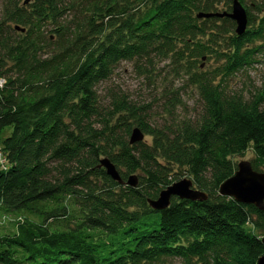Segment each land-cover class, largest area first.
I'll list each match as a JSON object with an SVG mask.
<instances>
[{"label": "trees", "instance_id": "16d2710c", "mask_svg": "<svg viewBox=\"0 0 264 264\" xmlns=\"http://www.w3.org/2000/svg\"><path fill=\"white\" fill-rule=\"evenodd\" d=\"M62 1L15 4L6 21L25 30L20 39L0 26V217H15L0 232V264H256L264 213L218 188L236 170L231 159L247 151L252 169L264 172V92L244 101L223 87L253 63L264 3L257 23L244 8L247 28L237 36L227 17L196 18L217 13L222 0H81L80 22L56 28L68 10ZM218 39L222 51L210 46ZM44 49L51 55L40 59ZM153 55L222 62L189 77L202 103L196 121L156 129L124 100L99 103L96 86L117 64ZM130 121L150 144H129ZM103 158L123 182L138 174L137 186L110 179ZM180 176L207 199L171 198L152 210L148 201Z\"/></svg>", "mask_w": 264, "mask_h": 264}, {"label": "rangeland", "instance_id": "374dc122", "mask_svg": "<svg viewBox=\"0 0 264 264\" xmlns=\"http://www.w3.org/2000/svg\"><path fill=\"white\" fill-rule=\"evenodd\" d=\"M26 1L28 0H0V26L4 28L9 26L12 30L8 29L10 34L18 39L23 37L25 30L24 32L15 30V25L6 21V14L15 4L24 8ZM80 1H62V6L68 10L62 19H59L56 28L59 26L67 28L80 22L81 19L78 16V11H76L80 7ZM263 3L264 0H244L243 8L248 10L255 23L263 15V13H258V9ZM227 4V0H222V3L216 9L217 13H230ZM229 6H231V3ZM84 8L82 7L81 10ZM218 25L222 26V29L228 30L229 23L219 22ZM25 29L27 28L25 27ZM52 29L48 28V30ZM46 30L45 36L48 41L55 42L57 38H53L54 34H52V31L48 32ZM223 37V40L226 41L227 35ZM203 40H206V38ZM218 40L217 45L211 44L210 46L216 51H222L225 49V44H223L222 40ZM253 45L259 49L252 57L253 63L251 66L243 67L239 72L224 80L223 83L226 93L241 96L244 101H248L252 96L264 92V40L256 41ZM50 55L49 50L44 49L39 54V58L45 59ZM221 65L222 62L214 55L202 57L196 62L188 59L178 61L176 57H171L170 55H153L149 61L133 60L120 62L112 70L109 79L99 83L95 90L102 106H109L112 101L124 100L134 111L138 112V115L141 114L144 117L149 127L177 129L185 123L196 121L202 112V103L198 96L197 86L189 81L191 73H211ZM131 121L130 123H132ZM134 128H137V126L132 123V129ZM8 134L9 131H5L4 135L7 136ZM142 142L150 144L151 137L143 134ZM253 158L251 151H247L242 157H235L231 160L238 164L241 161L251 162ZM130 175L138 176L136 173ZM182 178L184 177L180 176L178 180ZM3 217L5 218L1 219L2 216L0 217V232L11 230V220L15 218L12 215H3ZM167 264L184 263L175 259L167 262Z\"/></svg>", "mask_w": 264, "mask_h": 264}, {"label": "water", "instance_id": "95a60500", "mask_svg": "<svg viewBox=\"0 0 264 264\" xmlns=\"http://www.w3.org/2000/svg\"><path fill=\"white\" fill-rule=\"evenodd\" d=\"M212 17H227L233 21L235 24L234 32L237 36L242 35L247 27L246 11L238 0H232L230 13H199L196 15L198 19ZM20 31L23 32L24 29ZM142 139V132L138 128L132 129L129 136V144L142 142ZM99 167L104 170L110 179L118 184L124 183L131 188L137 186L136 176L131 175L123 182L114 165L107 158L99 161ZM218 195L233 199L243 205H251L264 213V172H256L248 161H241L236 165L233 175L219 185ZM171 198L205 201L207 196L195 189L190 179L182 178L161 190L156 199L148 201V206L152 210L160 212L169 206ZM260 242L264 246V236L260 239ZM256 264H264V255L257 259Z\"/></svg>", "mask_w": 264, "mask_h": 264}, {"label": "built area", "instance_id": "2783aa9c", "mask_svg": "<svg viewBox=\"0 0 264 264\" xmlns=\"http://www.w3.org/2000/svg\"><path fill=\"white\" fill-rule=\"evenodd\" d=\"M2 80H0V84H2ZM4 166V157L2 155V152L0 151V167Z\"/></svg>", "mask_w": 264, "mask_h": 264}]
</instances>
